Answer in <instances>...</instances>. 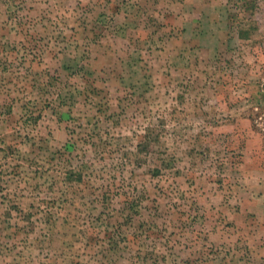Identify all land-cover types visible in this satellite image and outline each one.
<instances>
[{
    "label": "rangeland",
    "instance_id": "1",
    "mask_svg": "<svg viewBox=\"0 0 264 264\" xmlns=\"http://www.w3.org/2000/svg\"><path fill=\"white\" fill-rule=\"evenodd\" d=\"M0 264H264V0H0Z\"/></svg>",
    "mask_w": 264,
    "mask_h": 264
}]
</instances>
